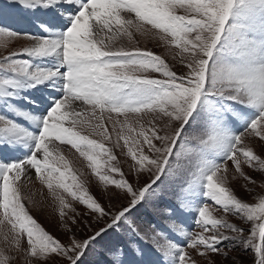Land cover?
I'll use <instances>...</instances> for the list:
<instances>
[{"label": "snow or ice", "instance_id": "6c2138e0", "mask_svg": "<svg viewBox=\"0 0 264 264\" xmlns=\"http://www.w3.org/2000/svg\"><path fill=\"white\" fill-rule=\"evenodd\" d=\"M256 2L9 0V4L17 6L20 19H24V13H34L37 9H54L64 18L67 26L61 35H54L49 27L41 24V29L46 33L44 36L18 33L0 26V33L25 36L32 41L21 52H13L5 57L6 62L2 67L13 75L27 76L33 82L32 86L51 81L60 93L59 98L53 100L47 115L40 120V131L35 137L15 122L0 116V144L11 147L34 140L28 158L10 163L0 161V210L3 214L0 223L7 222L10 232L14 233L12 236L4 234L5 244L10 243L16 251L22 249L26 256L35 258L31 264H83L86 253L97 249L102 255L100 264H130L129 251L139 254L137 238L152 243L157 251L167 256L177 246L166 240L155 225L133 220L130 214L152 197L165 195L157 181L166 174V168L167 175H178L187 163L195 160L204 165L200 169L208 170L204 175L205 198L225 212H234L250 222L257 221L262 243H255L254 229L252 238H249L245 235V227L214 218L211 213L216 209L204 204L199 208L195 222L200 231L187 234L190 238L186 247L196 249L200 256H204L209 252H219L218 245L223 241H236L245 248H254L255 264H264V199L252 206L243 198H238L229 187L230 180L235 177L227 175L222 163L212 162V154L222 155L224 160L232 161L241 177L251 183H255V179L242 170L240 154L249 167L254 168L255 162L264 166V160L251 147H240L244 133L258 138L250 143L264 142V62L238 65L232 62L244 49L245 39L239 35L235 25H229L230 19L240 14V9ZM178 7L192 9L193 15H177L175 10ZM123 12L134 14L135 19L122 17ZM145 25L163 33L159 37L161 40L167 41L171 37L170 42L180 49L186 72L178 74L171 70L165 60L152 51L117 46L119 37L126 36L131 40V28L144 35L151 34ZM52 27L57 26L53 24ZM16 56L50 59L55 64L51 68H40L29 73V62L14 59ZM144 72L158 73L159 78L137 75ZM14 86L11 79L0 81V89ZM207 97L254 106L259 114L243 133L229 135L220 127L226 119L224 113L238 118L239 115L230 107L217 108L212 118L216 123L203 130L189 132L190 120L202 99ZM105 112L125 118L113 122L114 141L105 126ZM129 114H148L149 126L144 127L142 115L137 117L135 123L129 122ZM93 120L96 122L93 123ZM117 125H120V131H116ZM77 126L91 128L104 141L110 142L111 147L81 134L75 130ZM121 140L123 147L127 148V155L136 162L137 174L148 175L143 185H134L113 163L117 161L113 149L122 147ZM55 142L70 145L89 162L101 181L119 190L109 195L111 207H105L86 192L78 191L82 186L76 183L77 177L70 161L57 152ZM178 144L181 150L175 151ZM260 152H264V143L260 146ZM186 153L189 154L187 160L183 159ZM172 158H175V167L170 163ZM61 161L62 165L59 163ZM102 163L107 166L108 172L118 173L120 178L110 179L108 173L101 171ZM196 166L199 167L198 164ZM32 170L35 177L59 200L62 219L67 217L65 209L72 212H76V209L55 189H63L86 206L89 210L86 225L87 229H91L89 234L78 239L76 233L69 229L71 238L67 243H62L37 225L26 210L22 197L24 181L32 179L29 175ZM68 178L71 184L67 182ZM180 206L185 207L183 202ZM172 211L168 207L156 209L157 214L167 217L164 223L169 229L181 231L172 218ZM72 223L76 224L77 221L73 219ZM110 230L119 233L115 242L106 240ZM181 234L186 233L181 231ZM24 235L27 237L26 246L22 244ZM177 251L176 264H197L183 248ZM0 264H11L9 255L2 251Z\"/></svg>", "mask_w": 264, "mask_h": 264}, {"label": "rangeland", "instance_id": "374dc122", "mask_svg": "<svg viewBox=\"0 0 264 264\" xmlns=\"http://www.w3.org/2000/svg\"><path fill=\"white\" fill-rule=\"evenodd\" d=\"M16 5L9 4V0H0V26L9 28L14 32H18L23 28V24L26 21H30L28 13H24V19H20L16 12ZM44 11V10H43ZM177 15L191 16L193 15L192 9L186 8H177L175 10ZM239 15L230 19L229 25H235L239 35L245 39V46L239 56L233 59L234 64L241 63H262L264 62V2H257L254 5H250L244 9L239 10ZM124 18H133L134 14L123 12L121 13ZM126 15V16H124ZM36 17H33L34 19ZM45 20V19H43ZM43 20H40L42 23ZM139 23V22H137ZM34 26H40L37 22L34 23ZM228 25H226L227 27ZM26 27H28L26 25ZM145 28L150 30L149 35H144L140 31H137L136 28H131L129 31L132 32L131 40L128 37H119L117 40V46L125 47L126 49H135L140 48L141 50L152 51L154 54L161 56L162 59L169 65L171 70L176 71L178 74L186 72L187 69L182 62V57L180 55V49L176 48L173 43H171V37L169 36L167 41L161 40L159 37L163 35L157 29H152L150 25H145ZM14 38V39H13ZM16 38L18 40H16ZM13 39V40H12ZM21 39V41L19 40ZM23 41V42H22ZM32 41L27 39L25 36H8L6 33H0V81L4 79H11L14 81L15 86L10 87L15 89L14 93H17V90L22 93H26V90H23V86L27 85L30 79L27 76H23L24 83L16 81L13 74L8 72L2 65L6 62L5 57L10 56L13 52H21L23 47L30 46ZM21 61L28 60L25 56H20ZM175 57V59L173 58ZM19 57H14L18 59ZM33 70L32 67L29 69V73ZM145 78H159L158 73L144 72L137 73ZM18 76V75H17ZM32 82V81H31ZM7 89V88H6ZM8 90V89H7ZM5 89H0V109L7 104H11L13 100H16V103H22L26 107L31 103V98H26L25 100H20V98L12 97L13 94L8 92ZM44 95L38 94L41 97ZM60 95V94H59ZM57 95V98L59 97ZM25 96H27L25 94ZM54 100V99H52ZM15 107H11L13 112ZM224 107H230L238 113L237 116H232L230 113H224L226 119L222 121L220 127L229 133V135H239L248 127L249 123L257 117L259 111L254 106H246L241 104L233 103L232 101L207 97L202 99L200 106L196 113L193 115V119L190 120L188 131H200L206 127H209L216 123L212 118L215 115L216 109H223ZM6 111L0 110V116H4L6 119L13 122L20 121L22 117L17 115V118L12 116H6ZM15 115V114H14ZM142 115V122L144 127L147 128L149 125L147 123L148 114H129L127 119L131 123H135L138 116ZM104 120L106 121V127L109 130V134L112 136L113 141L116 138L115 132H113V122L119 119L123 121L124 117H117L116 114L105 112L103 113ZM29 118H33L35 123H37L38 116L30 115ZM111 117V119H109ZM96 121L93 120V123ZM237 122H242L241 126L237 130H232L229 126L225 129L227 124H233ZM23 123H26L23 121ZM2 126V125H0ZM68 126V122H66ZM138 127V126H137ZM77 131H80L81 134L89 135L90 138L97 139L98 141L104 142L106 147H111V143L104 141L103 137L98 136L91 128H82L77 126ZM27 131H30L29 129ZM39 129H34L30 131L33 136V132H38ZM116 131H120V125L116 126ZM127 134L126 129L124 130ZM251 140H258V138H253L244 133L242 135V142L240 147L247 148L251 147L254 153L260 155V159L264 160V152H260V146L264 142L260 143H250ZM23 147L28 148L30 145V140L24 141ZM58 145V153L65 156L67 160L70 161V166L73 169L77 179L76 183L81 185L82 188L78 191L86 192L88 195L92 196L93 199H96L105 207H111L109 202V195L114 194L119 191L115 188L114 185L101 181L99 176L93 171L90 167L89 162L79 155L75 149H72L70 145H61L59 142H55ZM121 148H114L113 153L117 156V161L113 162L121 171L125 174V178L132 181L134 185H143L147 179L148 175L146 173L137 174L136 162L131 159V156L127 155V148L123 147V141H120ZM158 143V142H157ZM182 143V142H181ZM7 145V144H6ZM1 147V146H0ZM9 147V145H7ZM145 150H146V146ZM31 148L28 152V158L32 152ZM5 150V149H4ZM175 151H180V144L175 146ZM10 151V152H9ZM8 153L13 154L12 150H9ZM7 152V151H6ZM147 154V153H146ZM56 154H54L55 156ZM217 156V157H216ZM24 156H21L19 160L26 159ZM189 154L183 157V159H188ZM215 158V160H214ZM241 159V168L244 173L248 176H251L255 179V183L245 180L239 175L235 170V165L230 160H224L222 155L212 154L213 163H222L223 170L227 171V175L235 177L230 180V190H233V193L237 195L238 198H243L244 202H249L252 206L258 205L262 199H264V166H261L258 162L254 168L249 167L247 163H244L243 156L240 154ZM61 165L63 162H59ZM170 163L175 167V158H172ZM199 165V167L196 166ZM204 167L200 162H195L191 160L184 166V169L178 175H167L168 169L166 168V174L161 177L157 184L159 185L160 191L165 193V195L152 197L148 203L138 206L136 209H133L130 217L133 220H136L143 224H152L155 225L157 231L164 234L166 240L171 241L177 246V249H184L189 255L193 258L197 264H255L256 255L255 250L252 247L245 248L236 241H223L218 245L219 252H209L204 256H200L199 252L196 249L186 247V244L189 240V235L199 232L200 229L196 225V220L198 219V210L204 205L208 204L211 208L216 210L212 212L214 218L226 220L230 224H235L237 226H243L247 229L245 235L249 238H252V231L255 230V243L261 244L259 238V227L257 221H247L246 217H243L234 212H225L220 206L212 204L210 200H207L204 196L205 192V181L204 175L207 174V169H200ZM101 171L108 173L110 179H119L120 175L118 173L108 172L107 166L103 165ZM29 175L32 177L31 180L24 181L25 187L22 191L23 203L26 210L36 221L37 225L42 228L44 231L48 232L54 238L59 239L62 243H67L71 238L69 229H72L76 233V238L80 239L84 235L90 233L91 229H87L86 225L89 219V210L86 209V206L80 203L78 200H74L67 192H64L63 189H55V192L62 196L64 200L71 205V207L76 209V212H72L71 209H65L67 212V217H60L61 205L56 196L53 195V192L50 191L45 184H43L39 179L35 177L34 170L30 171ZM24 178L22 177V180ZM68 183H72L71 179H67ZM200 196V198H199ZM181 202L184 203L185 207H181ZM119 204H117V207ZM168 207L171 208L172 218L175 219L176 223L180 226L181 231L186 234H181V231L174 232L168 228L164 223V220L167 217L157 214V208ZM3 214L0 210V220H2ZM77 221L76 224L72 223V220ZM83 230V231H82ZM8 233L9 236L14 235L10 232V225L7 222L0 223V251L5 252L10 257L11 264H31V261L35 258L28 257L24 254L23 250L16 251L10 243L5 244L4 234ZM227 234V233H226ZM118 231L110 230L106 235L107 241L115 242L118 239ZM182 238L183 244L177 242L179 238ZM22 244L27 245V237L24 235L22 239ZM137 246L139 254L136 252L129 251L130 257L136 256L137 258H143L147 253L155 255L157 258H160L166 264H176V257L178 256L177 249H172L169 251L167 256L163 255L160 251H157V248L153 246L152 243H145L143 240L137 238ZM55 255V254H49ZM155 259L154 256H146L144 261L139 264H159L153 262L150 258ZM102 259L101 253L97 250H92L86 253L83 258V264H100ZM187 259V258H186Z\"/></svg>", "mask_w": 264, "mask_h": 264}, {"label": "bare ground", "instance_id": "6f19581e", "mask_svg": "<svg viewBox=\"0 0 264 264\" xmlns=\"http://www.w3.org/2000/svg\"><path fill=\"white\" fill-rule=\"evenodd\" d=\"M124 16H126V15H124ZM13 39H14V38H13ZM13 39H12V40H13ZM16 40H18V39L16 38ZM19 40L21 41V39H19ZM22 42H23V41H22ZM14 94L17 95L20 99H22V97H25V94L22 93V94L20 95V92H19V91H18L17 93H14ZM59 94H60V93H59ZM59 94H58V95H59ZM24 100H25V99H24ZM27 117H28V116H27ZM33 120H34V117H33V118H29V117H28V118H27V121H25V122L27 123V122H29V121H33ZM34 122H35V121H34ZM29 130H30V131H34V129H30V128H29ZM30 131H27V132L30 133ZM37 134H38L37 132H35V133L33 132V136H32V137H35ZM24 144H25V143H24ZM0 146H1V144H0ZM25 148H26V147H25ZM57 151H58V150H57ZM9 152H10V151H9ZM0 153H1V155H3L4 157H6L7 152H6L2 147H0Z\"/></svg>", "mask_w": 264, "mask_h": 264}]
</instances>
